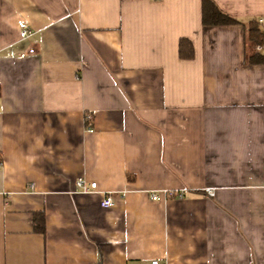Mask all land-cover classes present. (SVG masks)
<instances>
[{
    "label": "crops",
    "instance_id": "1",
    "mask_svg": "<svg viewBox=\"0 0 264 264\" xmlns=\"http://www.w3.org/2000/svg\"><path fill=\"white\" fill-rule=\"evenodd\" d=\"M213 1L238 23L204 25L202 0H0V264H264V0Z\"/></svg>",
    "mask_w": 264,
    "mask_h": 264
},
{
    "label": "trees",
    "instance_id": "2",
    "mask_svg": "<svg viewBox=\"0 0 264 264\" xmlns=\"http://www.w3.org/2000/svg\"><path fill=\"white\" fill-rule=\"evenodd\" d=\"M202 23L204 25H231L238 21L229 14L220 10L213 0H202ZM246 43L250 51L246 56L249 64H264V55L255 52L254 46L260 44L264 46V30L253 20L247 24ZM179 57L191 59L193 57L192 43L185 38L179 40ZM37 217V216H36ZM40 224L35 223L34 229L37 232L44 233V215H40ZM96 264H101L97 262Z\"/></svg>",
    "mask_w": 264,
    "mask_h": 264
},
{
    "label": "built area",
    "instance_id": "3",
    "mask_svg": "<svg viewBox=\"0 0 264 264\" xmlns=\"http://www.w3.org/2000/svg\"><path fill=\"white\" fill-rule=\"evenodd\" d=\"M254 21L264 30V16H260L256 18ZM18 25L20 29V39L28 38L30 35V32L28 30V26L26 22L20 21ZM254 51L264 55V46L260 44H256L254 46ZM33 52H34V48H30L29 53H33ZM84 122H85L86 132H93L94 131L93 124H92L93 117L89 114H86L84 117ZM76 187L77 189L83 192H88L91 190H96L97 184L96 182L87 183L83 178H78L76 181ZM207 193L209 195H212L213 192L211 190H207ZM169 195H174V194L169 193ZM180 195H181V192L177 194V196H180ZM150 198L152 200H158L159 196L157 194H151ZM113 204H114V199L109 194L104 195L100 200V205L103 208H109ZM150 264H160V262L158 260H152Z\"/></svg>",
    "mask_w": 264,
    "mask_h": 264
},
{
    "label": "rangeland",
    "instance_id": "4",
    "mask_svg": "<svg viewBox=\"0 0 264 264\" xmlns=\"http://www.w3.org/2000/svg\"><path fill=\"white\" fill-rule=\"evenodd\" d=\"M250 49V48H249Z\"/></svg>",
    "mask_w": 264,
    "mask_h": 264
}]
</instances>
